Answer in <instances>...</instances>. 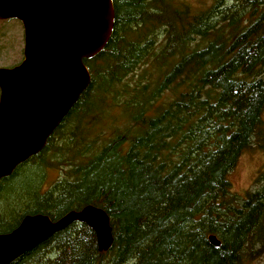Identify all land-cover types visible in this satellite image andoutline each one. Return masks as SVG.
<instances>
[{"label":"trees","instance_id":"1","mask_svg":"<svg viewBox=\"0 0 264 264\" xmlns=\"http://www.w3.org/2000/svg\"><path fill=\"white\" fill-rule=\"evenodd\" d=\"M167 1L113 0L110 38L83 60L88 87L45 148L0 181V233L92 205L109 218L111 248L98 252L94 232L72 223L10 264H241L264 247V178L241 201L228 181L255 139L264 148V0L203 11ZM120 107L100 145L91 131ZM48 170L60 176L44 188Z\"/></svg>","mask_w":264,"mask_h":264},{"label":"water","instance_id":"2","mask_svg":"<svg viewBox=\"0 0 264 264\" xmlns=\"http://www.w3.org/2000/svg\"><path fill=\"white\" fill-rule=\"evenodd\" d=\"M23 28V60L0 68V181L39 154L90 83L83 60L99 54L113 30V0H0V20ZM74 222L96 234L98 251L112 244L103 210L87 205L52 221L25 215L0 233V264H10ZM213 246L219 243L208 238Z\"/></svg>","mask_w":264,"mask_h":264},{"label":"rangeland","instance_id":"3","mask_svg":"<svg viewBox=\"0 0 264 264\" xmlns=\"http://www.w3.org/2000/svg\"><path fill=\"white\" fill-rule=\"evenodd\" d=\"M170 1L173 6L190 8L192 11H203L212 4V0ZM167 2L169 3V0ZM179 3L181 5H178ZM23 37V28L19 21L15 19L0 20V68H12L21 63L23 60ZM155 65L156 63L153 64L154 69ZM145 70L147 73L150 72L149 65L142 66L134 76L130 77V80L135 83ZM163 94L166 97L169 96V92H163ZM114 109L108 110L107 113L105 112L100 123L95 125V128L91 131L92 136H95L96 139H98L100 145L107 142V140L114 135L109 133L111 131L110 129L119 126V123L116 124L114 119L119 118L120 114H122L123 117L126 114L124 107ZM261 119L264 135V111ZM98 130L103 131L101 134H95ZM254 141L255 142L251 143L249 148L241 154L236 165L228 174V181L230 184L229 192L238 201L245 199L248 194L258 190L262 183L261 178H264V148L263 146H260L263 144L256 142V139ZM59 176L60 174L57 173V170H48L45 176L44 188L57 180ZM255 248L258 249L257 246ZM241 264H264V247L259 250L258 256H255L254 258L251 257L249 252L248 255L244 253Z\"/></svg>","mask_w":264,"mask_h":264},{"label":"bare ground","instance_id":"4","mask_svg":"<svg viewBox=\"0 0 264 264\" xmlns=\"http://www.w3.org/2000/svg\"><path fill=\"white\" fill-rule=\"evenodd\" d=\"M100 209V208H99ZM102 210V209H101ZM104 212V211H103ZM105 213V212H104ZM106 214V213H105ZM106 216H107V214H106ZM107 218H108V216H107ZM108 222H109V218H108ZM74 223H79V222H74ZM85 225H87V224H85ZM88 226V225H87ZM93 232H94V234H95V231L90 227V226H88ZM109 227H110V225H109ZM110 229H111V227H110ZM111 234H112V231H111ZM210 236H214V235H209L208 237H207V241L209 242V240H208V238L210 237ZM215 237V236H214ZM216 238V237H215ZM95 240H96V234H95ZM216 240L218 241V243H219V240L216 238ZM112 243H113V237H112ZM210 243V242H209ZM211 244V243H210ZM96 245H97V240H96ZM212 245V244H211ZM111 246H112V244H111ZM111 246L106 250V251H103V253L104 252H107L110 248H111ZM213 246V245H212ZM215 247H217V246H215ZM97 250H98V247H97ZM98 252H100V251H98ZM100 253H102V252H100Z\"/></svg>","mask_w":264,"mask_h":264}]
</instances>
